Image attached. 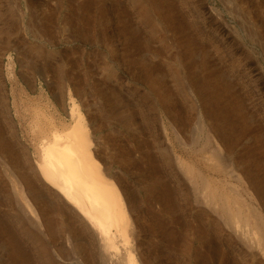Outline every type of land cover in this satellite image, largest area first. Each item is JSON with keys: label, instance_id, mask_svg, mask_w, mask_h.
<instances>
[{"label": "rangeland", "instance_id": "374dc122", "mask_svg": "<svg viewBox=\"0 0 264 264\" xmlns=\"http://www.w3.org/2000/svg\"><path fill=\"white\" fill-rule=\"evenodd\" d=\"M73 103L134 229L100 250L34 169ZM181 159L264 219V0H0V264H264Z\"/></svg>", "mask_w": 264, "mask_h": 264}, {"label": "bare ground", "instance_id": "6f19581e", "mask_svg": "<svg viewBox=\"0 0 264 264\" xmlns=\"http://www.w3.org/2000/svg\"><path fill=\"white\" fill-rule=\"evenodd\" d=\"M69 115L73 123L67 130L62 132L51 131L46 140L41 142L39 157L34 169L42 177L45 184L47 183L57 190L69 205L67 207L71 211H75L80 224L93 238L94 246L100 250V248L114 245L117 234L112 232L113 227L117 228L121 237L123 236L122 227L127 224L126 213H124L125 206L123 207L120 203L122 199L116 192L114 187L116 184L109 182L108 172L105 168L104 170L101 169L103 165L100 167L99 157L96 156V142L93 140L91 132L85 129L82 122L83 116L76 104L73 103L70 107ZM92 143L94 144L92 145ZM179 162L190 184L192 186L199 184L200 187L204 188L202 191L204 196L201 197L197 194L198 197L202 198L203 205L209 207L210 211H220L221 215L226 216V221L236 234L242 239L245 238L251 248H255L264 255V219L259 213V209L251 204L253 201L249 202V199L254 198L253 194H250L247 188L243 189L247 198H242L236 188L225 187L222 182L215 183L209 180L187 161L181 159ZM215 165L218 169L222 168L219 163H215ZM231 172L232 174L235 173L234 171ZM235 179L242 180L238 173L235 174ZM23 183H25L24 179ZM32 189L30 186L25 192L21 190L26 201H28L27 197L29 198L37 192ZM123 192L125 191L123 190ZM34 197L36 196L34 195ZM127 206L125 210H127ZM130 214L127 216H131ZM129 224L132 225V223ZM129 224L128 226H130ZM130 227L127 229L133 232V226L131 227L132 230ZM129 230H127V234H129ZM130 234L133 235V233ZM125 254L124 261L126 263L123 260L121 263L134 264L135 260H133L132 253L131 256L128 253Z\"/></svg>", "mask_w": 264, "mask_h": 264}]
</instances>
